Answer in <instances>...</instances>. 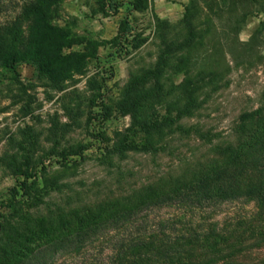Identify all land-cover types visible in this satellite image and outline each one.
I'll list each match as a JSON object with an SVG mask.
<instances>
[{"label": "rangeland", "instance_id": "obj_1", "mask_svg": "<svg viewBox=\"0 0 264 264\" xmlns=\"http://www.w3.org/2000/svg\"><path fill=\"white\" fill-rule=\"evenodd\" d=\"M26 1L0 0L1 28L16 25L25 32ZM191 1L63 0L53 23L73 38L70 52L90 56L84 73L54 85L32 65L18 66L16 75L0 71V239L9 227L42 219L59 227V217L67 221L77 212L133 203L144 192H169L224 164L231 148L248 143L244 132H258V112L264 111V0ZM186 16L198 34L191 72L201 88L196 108L178 116L188 104L180 88L186 76L168 69L160 80L164 100L151 101L136 119L121 113L132 79L153 71L164 52L179 56L190 35ZM124 31L127 40L121 38ZM169 114L175 124L164 140H156L157 152L108 156L105 148L120 140L138 144L143 121ZM82 146H90L83 160H62ZM39 173L55 187L40 204H27L21 193L12 196L24 177ZM214 212L208 219L173 208L156 216L235 225L257 215L258 204L240 200ZM250 245L220 264H264V249Z\"/></svg>", "mask_w": 264, "mask_h": 264}, {"label": "trees", "instance_id": "obj_2", "mask_svg": "<svg viewBox=\"0 0 264 264\" xmlns=\"http://www.w3.org/2000/svg\"><path fill=\"white\" fill-rule=\"evenodd\" d=\"M62 2L27 0L21 8L27 21L25 32L17 31L16 25L10 29L0 27V71L16 75L18 66L32 65L38 75L54 85L84 73L90 56L70 52L73 38L53 23L54 13ZM191 4L195 5V1ZM183 23L190 35L179 56L174 58L171 52H164L153 71L144 78L132 79L120 103L121 113L136 119L149 109L151 101L164 100L160 80L168 69L186 76L180 88L188 104L178 116L188 113L189 107L196 108L201 88L194 83L191 72L198 34L188 16ZM121 36L122 40L129 37L127 31ZM170 116L161 121H143L138 126L143 139L138 144L120 140L110 150L107 146L108 156L157 152L156 140H164V134L175 124ZM243 136L248 143L231 148L224 164L169 192H144L133 203L110 209L105 206L99 212H77L67 221L59 217V227H52V219L20 228L9 227L0 239V264H220L229 256L242 253L248 243L251 248L263 250L264 111L258 112V132L246 131ZM89 148L82 146L62 154L61 158L65 162L71 157L83 160ZM52 182L41 173L24 177L12 196L16 199L21 193L24 202L38 205L54 191ZM240 200L255 201L257 215L243 217L235 225L208 222L215 209ZM173 208L201 212L209 218L201 219L207 221L201 224L186 221L185 217L156 216V212Z\"/></svg>", "mask_w": 264, "mask_h": 264}]
</instances>
